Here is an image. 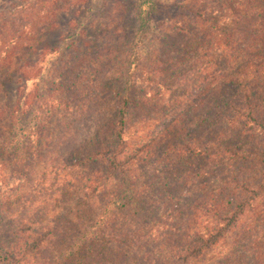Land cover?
Returning <instances> with one entry per match:
<instances>
[{"label":"trees","instance_id":"16d2710c","mask_svg":"<svg viewBox=\"0 0 264 264\" xmlns=\"http://www.w3.org/2000/svg\"><path fill=\"white\" fill-rule=\"evenodd\" d=\"M100 1L115 28L136 22L131 56L70 34L64 66L38 71L33 89L25 75L15 100L59 14ZM124 6L18 0L0 12V264H200L229 239L214 264H264V0ZM61 116L76 134L56 170L78 209L47 221L20 191Z\"/></svg>","mask_w":264,"mask_h":264},{"label":"rangeland","instance_id":"374dc122","mask_svg":"<svg viewBox=\"0 0 264 264\" xmlns=\"http://www.w3.org/2000/svg\"><path fill=\"white\" fill-rule=\"evenodd\" d=\"M17 1L18 0H0V12L8 10V8L12 7ZM122 1L125 5V9H128V6L133 2V0ZM101 4V1L96 2V6H94L93 12L91 13H86L84 7H72L59 14L55 21L56 28L51 32L46 41L45 50L41 53L40 58L37 59V66L32 70H24L21 72L22 75L16 79V83L10 89L11 91L12 89L15 91V100L20 98L21 89L23 85L26 84L25 75L32 78V80H29L28 89H33L35 82L34 79H37L38 71L41 76L49 71H51L50 73H53L60 66V69L64 66H62V64L66 62L65 56L70 55L67 46L74 48V46H71L72 39L69 38L70 34H78L80 38H83L84 42L91 41L93 44H96L103 49H109V47L112 46L116 49L115 51H122L123 56H120V54L118 56L119 62H122L124 59L127 60L128 56H131L130 53H124V50L127 43H129V41L131 42V38L134 37L136 22L134 20H127L124 23V26L117 25L115 28V26H113L114 20L112 19V15L110 16V14L107 13L106 8ZM118 7L119 10L122 9L121 5H118ZM79 21L84 23L83 27L80 26ZM84 30H86L87 33L83 32ZM62 43L64 48L62 50H57V47ZM135 43L133 44L135 45ZM102 48H100V50H102ZM148 51H151V49H148ZM75 56L78 59H87V57L84 56V49L76 52ZM134 59L135 58H133V61ZM112 64H115V62H112ZM136 92V90L133 91V93ZM111 104H115V101H112L110 105ZM109 111L112 113L114 111L113 107L110 106L107 112L109 113ZM62 118L63 116L56 118L54 120L56 126L53 130L51 129L50 137L51 139H56L55 143H51L50 139L47 140L49 143L48 149L35 159L34 163L29 168L27 178L23 180L22 190L20 191L21 203L24 202V211L34 218L37 216L42 219L47 218V221L58 217L70 209H78V207L75 206L78 198L74 197L73 193L67 188L69 179L66 177V174L63 173V168L62 170L60 169L61 175L59 174L60 171L56 170L59 165H62L63 161L68 156L67 154L70 153V150L68 149L75 144V140L72 138L74 137L73 133L75 132L70 131L69 129L72 130V128L67 127L66 124L62 125ZM89 126L90 125L87 124L84 129H89ZM61 127H65V133L61 131ZM62 143L64 144L63 146H61ZM7 162L11 164L9 161ZM54 182L57 183L53 188L52 183ZM66 191L67 193L64 195V192ZM21 211L22 210L20 209V212ZM232 241L233 239L227 240L225 244H222L213 252L209 253L200 264H214L218 262L221 256L228 251Z\"/></svg>","mask_w":264,"mask_h":264}]
</instances>
